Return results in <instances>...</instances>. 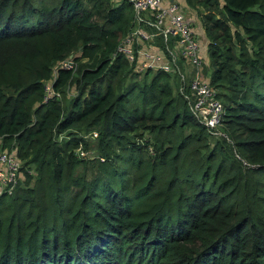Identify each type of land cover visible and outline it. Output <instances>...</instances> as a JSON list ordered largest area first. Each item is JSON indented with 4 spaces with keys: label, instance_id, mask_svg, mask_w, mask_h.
Here are the masks:
<instances>
[{
    "label": "trees",
    "instance_id": "1",
    "mask_svg": "<svg viewBox=\"0 0 264 264\" xmlns=\"http://www.w3.org/2000/svg\"><path fill=\"white\" fill-rule=\"evenodd\" d=\"M185 2L202 10L232 144L194 120L176 79L112 56L128 4L0 0V139L35 172L0 197V264H264V0ZM71 54L76 71L53 82L63 95L78 74L65 111L44 87Z\"/></svg>",
    "mask_w": 264,
    "mask_h": 264
},
{
    "label": "built area",
    "instance_id": "2",
    "mask_svg": "<svg viewBox=\"0 0 264 264\" xmlns=\"http://www.w3.org/2000/svg\"><path fill=\"white\" fill-rule=\"evenodd\" d=\"M114 6L128 4L131 8L129 31L121 39L114 55H121L140 75L162 73L176 79L178 94L194 120L203 126L213 139L232 144L223 131L224 104L204 77L205 64L199 53V42L191 18L184 12L185 0H110ZM71 54L52 69L51 79L45 83L43 103L51 98L60 100L61 94L53 89L59 70L76 71L75 57ZM97 134L92 133L91 139ZM63 135L59 137L61 140ZM75 155L89 159L90 153L79 147ZM235 157L241 160L235 153ZM247 166V164L241 160ZM17 156L16 148L4 146L0 139V197L12 196L26 177L34 178L32 168L25 167Z\"/></svg>",
    "mask_w": 264,
    "mask_h": 264
},
{
    "label": "rangeland",
    "instance_id": "3",
    "mask_svg": "<svg viewBox=\"0 0 264 264\" xmlns=\"http://www.w3.org/2000/svg\"><path fill=\"white\" fill-rule=\"evenodd\" d=\"M184 12H185V14L188 17L191 18V21L194 24V30H195V33L197 35L198 42H199V47H200L199 53H200V56L202 57V59L204 61V64H205L204 77H207L211 73V70H210L209 58H208L207 51H206V43L207 42H205V37L203 35L202 28H201L200 18L198 16V14L200 12H202V10L200 8L189 6V5L185 4ZM153 76H154V73H150L147 76L148 80H150ZM76 77H78L77 73L75 74L74 81L70 82V85H68L66 87L65 92L63 93V95L61 94V99H60L61 100V106H62V108H64L65 111L68 110L70 102L72 101L73 98H75L77 96V93H78V90H77L78 89L77 88L78 85H77ZM169 84L173 88V84L172 83H169ZM173 90H174V88H173ZM215 91L217 93H223V92H220L218 90H215ZM4 92L7 95H13L15 91L13 89H11V88H6L4 90ZM93 127L95 128V126H93ZM81 132L87 133L83 129L81 130ZM93 144H94V142H91L90 147H93ZM89 153H90V158L89 159H92V157L96 156L97 155L96 147L94 146L89 151ZM77 171L79 172L80 169H78Z\"/></svg>",
    "mask_w": 264,
    "mask_h": 264
},
{
    "label": "crops",
    "instance_id": "4",
    "mask_svg": "<svg viewBox=\"0 0 264 264\" xmlns=\"http://www.w3.org/2000/svg\"><path fill=\"white\" fill-rule=\"evenodd\" d=\"M185 4H186V2H184ZM203 32V31H202ZM203 35H204V33H203ZM205 37V36H204ZM205 42H207V40H206V38H205ZM206 45H207V43H206ZM207 51V50H206ZM211 74V73H210ZM210 74L207 76L208 77V79H209V77H210ZM209 82H210V79H209Z\"/></svg>",
    "mask_w": 264,
    "mask_h": 264
}]
</instances>
